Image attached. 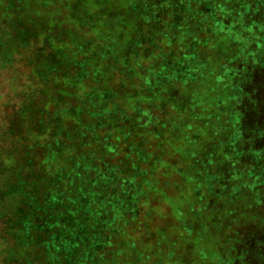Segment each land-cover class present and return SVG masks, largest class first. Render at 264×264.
<instances>
[{"label":"trees","instance_id":"trees-1","mask_svg":"<svg viewBox=\"0 0 264 264\" xmlns=\"http://www.w3.org/2000/svg\"><path fill=\"white\" fill-rule=\"evenodd\" d=\"M117 1L106 26L100 0H0V264L145 263L126 248L156 238L174 150L199 211L173 218L182 262L149 243L146 263L264 264V0ZM32 205L63 215L48 235Z\"/></svg>","mask_w":264,"mask_h":264},{"label":"rangeland","instance_id":"rangeland-1","mask_svg":"<svg viewBox=\"0 0 264 264\" xmlns=\"http://www.w3.org/2000/svg\"><path fill=\"white\" fill-rule=\"evenodd\" d=\"M99 0H84V2H82L83 6L85 7L86 10V15H91L93 13V9H95L96 3ZM119 1L117 0H100V2H98L100 8L103 10L104 8H107V11L103 10L104 14H106L104 16V19L102 18V22L104 25L107 26L108 22H111L112 25L116 26L118 24V20L120 16H114V13L118 10L112 9V13L108 15V11L112 8L111 6L113 5V8H116V6H114L115 4H117ZM112 3V4H111ZM118 5V4H117ZM120 5V2H119ZM80 8V7H79ZM119 12V11H118ZM103 14V13H102ZM65 21V20H64ZM70 21H72V19L70 18ZM116 28H114L115 30ZM115 33V32H114ZM98 36L100 37V35L98 34ZM9 93V87L8 84L5 81V77L0 75V96H6V94ZM152 120V117L147 114V113H141V115L138 117V122L142 123V124H146L149 123ZM204 135V142L205 147L208 146L209 142L208 138L206 137L207 134L206 132L203 133ZM211 146V143L209 144ZM198 148L200 147V144L198 145ZM214 149L216 151V146H214ZM186 149L185 147L183 148V153H185ZM176 150H174V152H168L167 156H166V160L165 162H162L164 167H170V170L168 172L163 171V168H160L157 170L156 175H157V179H158V183H160L161 188H157L158 193H157V197L152 198L151 201H154L157 199L158 204L155 206V212H150V213H155L157 218H155V221L153 223V225H151L150 227H152L151 231H154V235L156 236V238L154 239H149L151 244H155L157 247L161 246H166V249L168 250H172V253L177 257L178 261L183 260V255H184V251L183 249L184 246H179V244L176 241H172V238L174 235H180L179 231H177V228L174 225V220L173 218L176 217L178 218L179 216V220L180 221H185L188 217V212H197L199 211L198 208V199H196V201H194V197L195 194H191L189 193L188 190H184V185L181 183L182 179L175 176L177 174L178 171V165H172L173 160H177V155H176ZM180 156H178V160H180V162L183 163L184 159H187V154L184 155V158H179ZM202 159H200L201 161ZM191 162L190 161H185L183 164L181 165H185L187 163ZM201 162H207V164H210L211 160H203ZM201 166V165H200ZM203 172V176H201V178H204L205 181H207L210 177V179L214 178L215 182L217 184H220V182H224L225 179H232V177L230 176L231 170L229 169V167H226L224 169H222L220 172H214L212 171V175L207 171V170H203L200 169ZM210 174V175H209ZM215 174V175H213ZM175 176V177H174ZM184 177V175H183ZM187 184V181L185 182ZM237 194V193H236ZM246 194H248L247 192L244 193V196H246ZM222 199V200H221ZM218 198L216 197V212H229L228 209H231L230 211L232 212L233 209V205H229V201L232 200H228L227 196H222V198ZM146 206L149 207V201H147ZM235 202V201H232ZM160 203H162V206H160ZM193 204V205H192ZM240 204H241V208L243 209H248L249 212V204L250 201H248L247 199L245 200V197H243L240 200ZM236 205V204H235ZM249 205V206H248ZM142 206V205H141ZM153 206V205H152ZM230 208H228V207ZM196 207V208H195ZM227 207V208H226ZM143 208V207H142ZM151 208V207H150ZM227 209L224 210L223 209ZM36 210L37 212H32V217L34 219H32L33 222H41L43 221V224L39 227L41 230H44L47 235L54 230L55 226L57 225V223L60 221L61 217L63 215H61V213L56 214L54 212H45L43 209H37L35 206H31V211ZM255 211V210H254ZM179 214V215H178ZM230 219H228L229 221ZM227 222V221H226ZM225 222V223H226ZM32 223V222H31ZM149 223L150 220L148 221L147 219H143L141 221L138 222L139 224V229H137V234H143V233H149L148 232V228H149ZM32 226L31 224H26ZM187 229V228H186ZM232 230H234L233 226H232ZM163 235V236H162ZM182 235V234H181ZM132 241L136 243L135 241V237H131ZM130 237H128L127 239H131ZM156 239V240H155ZM141 241H143V238H140ZM155 240V241H154ZM180 242H184L183 237H181V239L179 240ZM139 243V242H138ZM149 243L145 244L143 247L141 246L140 250L137 251H132L134 245L130 244L129 247L127 246V254L128 256H131L134 258V261H140V262H145V263H139V264H148L146 263V261H153V259L151 260V258H154V256L158 257V251H154L152 249L151 245H148ZM137 244V243H136ZM162 248V247H161ZM163 253V251H162ZM211 254V253H210ZM190 258L187 255L186 259H185V263L189 262ZM127 263L125 264H132L131 260H126ZM156 264H159L158 262Z\"/></svg>","mask_w":264,"mask_h":264}]
</instances>
